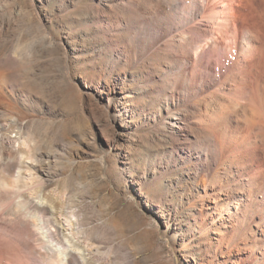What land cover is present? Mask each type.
Segmentation results:
<instances>
[{"label":"rangeland","instance_id":"1","mask_svg":"<svg viewBox=\"0 0 264 264\" xmlns=\"http://www.w3.org/2000/svg\"><path fill=\"white\" fill-rule=\"evenodd\" d=\"M97 2L0 0V184L21 175L23 199L78 218L79 231L63 238L81 252L73 264H264V21L259 87L235 105L231 87L199 83L183 94L178 119H166L182 91L170 79L181 53L137 48L123 25L153 0H102L89 15ZM206 44L189 53L213 72ZM219 126L251 130L261 188L236 163L206 162L207 133ZM5 191L0 216L14 200ZM27 222L11 242L26 264H51Z\"/></svg>","mask_w":264,"mask_h":264},{"label":"bare ground","instance_id":"2","mask_svg":"<svg viewBox=\"0 0 264 264\" xmlns=\"http://www.w3.org/2000/svg\"><path fill=\"white\" fill-rule=\"evenodd\" d=\"M129 3L134 4L132 1ZM153 3L152 7L149 6L150 11H147V14L131 9V16L127 17L128 21L123 25L132 32L130 44L132 43L131 45L137 48L147 51L156 50L158 54L160 53V56L163 49L181 53L178 54L180 57H177L179 65L172 69L170 79L172 80L171 86L174 88L179 87L182 91L176 94L177 101L168 108L166 119H178L179 111H185V107L180 104L184 97L183 94L193 92L194 88L192 87L199 83L203 87L215 90L225 86L231 87L237 97V99L234 97L235 105H238V102L242 100H246L247 93L251 92L253 87L254 89L259 87V80H256L254 70L256 64L260 61V52L263 48L260 46V44L262 45L260 42L262 38H260L259 24L264 21V0H153ZM249 5L255 10H253L255 16L251 15L253 11L251 14L245 13V8ZM102 7V0H98L97 4L90 8L89 15L99 14ZM261 30L263 29L261 28ZM121 36L118 38H121ZM203 39L207 40L203 50L207 49L212 53L213 72L209 70L203 60H195L189 53L194 47L195 41L201 42ZM177 53L175 54L177 55ZM169 55L164 56V58L172 66L174 65V58ZM189 63L190 67L193 68L192 71L188 69ZM209 63L211 64V62ZM199 68H203L204 72L200 74L199 78L197 77V80L195 73L199 72ZM212 94H216V91ZM187 109L189 108L187 107ZM176 123L177 121H174L171 124ZM167 124L166 121L164 128H167ZM222 128L220 127L222 129L220 134L214 133L212 135L213 131L207 133L210 140L204 151L206 162L210 165L217 164L218 168L228 165L230 162L236 163L241 170L246 171L244 176L249 177L254 182L252 185L256 186L257 184L261 188L260 181L256 183L258 177L261 176L254 168L255 164L252 163V159L257 154V143L253 140V133L250 132L249 128L246 131L244 129L240 134L231 132L226 126H222ZM22 180L20 175L19 178L14 179L16 182L14 186L0 184V194L11 187L10 191H13L11 199L14 198V203L13 201L10 202L11 205L8 203L10 206L7 209H1L3 214L1 213L0 216V264L28 263L26 257L24 258L22 245L16 244L14 241L11 242L10 239L12 234H17L16 232H19L20 228L23 229L22 226L27 220L30 221L29 224L32 226V229L30 228L32 236L29 237H33V241L38 242L36 244L44 248H41L43 252L35 251L40 258L46 254L50 258L51 264H59L63 261L66 264H73L77 253L81 252L68 247L63 238H69L67 232H70L69 235H73L75 227L76 232L79 231L78 218L58 209H56V214H53L52 209L45 203L39 205L30 198L25 199L27 197L26 192H24L25 189L21 184L18 186L19 183H22ZM2 190L4 191L1 192ZM10 191L9 193L5 192L10 194ZM242 192V190L239 191V193ZM23 193L25 196H23ZM23 197L25 198L23 199ZM198 199L203 201L205 196L200 193ZM243 204H245L243 200L241 204L237 202V206L233 205V207L225 204L226 206H222L221 213L214 218L213 223L220 221L225 212L228 214L233 211L237 213ZM63 218L65 219L64 223L61 221ZM19 236L21 238L20 234Z\"/></svg>","mask_w":264,"mask_h":264}]
</instances>
